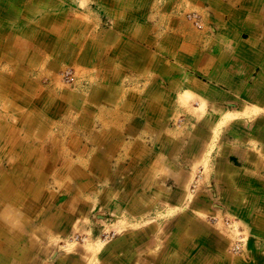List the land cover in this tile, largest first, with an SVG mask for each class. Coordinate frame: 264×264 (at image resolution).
Returning <instances> with one entry per match:
<instances>
[{
  "label": "crops",
  "instance_id": "1",
  "mask_svg": "<svg viewBox=\"0 0 264 264\" xmlns=\"http://www.w3.org/2000/svg\"><path fill=\"white\" fill-rule=\"evenodd\" d=\"M174 261L264 264V0H0V264Z\"/></svg>",
  "mask_w": 264,
  "mask_h": 264
},
{
  "label": "rangeland",
  "instance_id": "2",
  "mask_svg": "<svg viewBox=\"0 0 264 264\" xmlns=\"http://www.w3.org/2000/svg\"><path fill=\"white\" fill-rule=\"evenodd\" d=\"M193 16H196V14L195 15L193 14ZM193 16L190 15V19H191V17L194 18ZM194 19L198 20V15ZM110 24H112V22H110V21H101V22L100 21H97V23H95L96 26L101 27V28L110 27ZM40 43H42V41H40ZM30 44H31V46H33L34 45V41L33 42L30 41ZM44 44H47V42L44 43ZM31 46H28L29 49L31 48ZM37 46L40 47V48L43 47V46L41 47L40 45H37ZM29 49H28V51H26L27 49L24 50V52H23L22 55L19 53L18 54L19 55L18 56L19 59L22 58L23 61L26 62L28 52L30 51ZM42 49H45V48H42ZM63 49L61 48L60 50H63ZM34 52L37 54L38 57H40V61L41 62H39V60H38L37 64H47V63L50 64V62H52V64H53L54 61H56L55 64H79L78 62H76V59L74 60V58H76V56L73 53H70V50L66 51V53L63 50V53H54V54H52L50 56L48 54L44 53V51L39 50L38 48ZM38 57H37V59H38ZM31 60H32V64L36 63V59L32 58ZM84 61H86V57H85V60ZM1 67H2V65H1ZM29 71H32V70H29ZM68 72H70L71 76H73L74 78H76V72L71 67H67L65 69H62L61 70V73H60V77H62L64 79V81L67 82L68 84L73 85L74 82L71 83V82H69L67 80V76L66 75H67ZM33 74H31V75L34 76L35 74L34 75ZM170 232H175V230H170ZM170 236H172V235L170 234ZM173 238L170 237V240H172ZM238 241L241 242L240 240H237V241L234 242V244L232 245V247L230 249V252H228V254H227V257H229L231 255L234 258H236V257H238V255H240V254L243 253L242 245H240L241 252L236 253L234 251V247L238 244ZM169 249H170V256L171 255H174L175 256V254L177 252V246L175 244H173V245L170 244ZM173 264H175V261H174ZM206 264H208V262Z\"/></svg>",
  "mask_w": 264,
  "mask_h": 264
},
{
  "label": "bare ground",
  "instance_id": "3",
  "mask_svg": "<svg viewBox=\"0 0 264 264\" xmlns=\"http://www.w3.org/2000/svg\"><path fill=\"white\" fill-rule=\"evenodd\" d=\"M62 30V29H61ZM63 31V30H62ZM57 38V37H56ZM28 40H30V39H28ZM49 40H50V42H49ZM65 40V39H64ZM31 41V40H30ZM30 41L29 42H27V41H23V44H22V42L21 41H19V40H17V46L15 47V49H16V52H15V56L16 57H18L19 55V47H21V46H24V47H28V46H31V44H30ZM34 41V39L32 40V42ZM59 41V40H58ZM13 42V41H12ZM47 42V44H44V43H46ZM61 42V41H60ZM55 43V42H54ZM41 46H46L47 48H48V46H52L53 45V39H52V37H51V39L50 38H47L46 39V41H44V42H42L41 44H40ZM29 48V47H28ZM24 50H26V49H24ZM26 51H28V49L26 50ZM7 82V81H6ZM62 91V90H61ZM41 95V94H40ZM2 131V130H1Z\"/></svg>",
  "mask_w": 264,
  "mask_h": 264
},
{
  "label": "built area",
  "instance_id": "4",
  "mask_svg": "<svg viewBox=\"0 0 264 264\" xmlns=\"http://www.w3.org/2000/svg\"><path fill=\"white\" fill-rule=\"evenodd\" d=\"M193 17L196 18V16H193ZM196 24H197V25H200L198 20H196ZM66 76H67V80H68L69 82H71V83L74 82V77L71 76L70 72H68ZM240 245H242L241 242H238V244L234 247V251H235L236 253L241 252Z\"/></svg>",
  "mask_w": 264,
  "mask_h": 264
}]
</instances>
